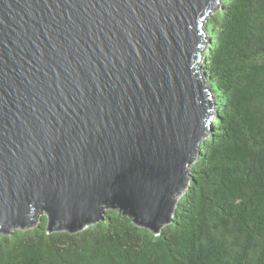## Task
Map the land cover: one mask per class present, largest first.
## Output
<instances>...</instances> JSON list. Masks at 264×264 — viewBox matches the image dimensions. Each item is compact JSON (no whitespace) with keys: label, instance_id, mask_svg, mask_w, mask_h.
<instances>
[{"label":"water","instance_id":"water-1","mask_svg":"<svg viewBox=\"0 0 264 264\" xmlns=\"http://www.w3.org/2000/svg\"><path fill=\"white\" fill-rule=\"evenodd\" d=\"M223 0H0V229L118 209L160 234L211 130Z\"/></svg>","mask_w":264,"mask_h":264},{"label":"trees","instance_id":"trees-1","mask_svg":"<svg viewBox=\"0 0 264 264\" xmlns=\"http://www.w3.org/2000/svg\"><path fill=\"white\" fill-rule=\"evenodd\" d=\"M202 67L211 130L160 234L118 209L85 228L0 229V264H264V0H223ZM38 214V213H37Z\"/></svg>","mask_w":264,"mask_h":264},{"label":"rangeland","instance_id":"rangeland-1","mask_svg":"<svg viewBox=\"0 0 264 264\" xmlns=\"http://www.w3.org/2000/svg\"><path fill=\"white\" fill-rule=\"evenodd\" d=\"M45 213V210L38 212V217Z\"/></svg>","mask_w":264,"mask_h":264}]
</instances>
